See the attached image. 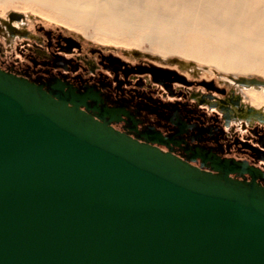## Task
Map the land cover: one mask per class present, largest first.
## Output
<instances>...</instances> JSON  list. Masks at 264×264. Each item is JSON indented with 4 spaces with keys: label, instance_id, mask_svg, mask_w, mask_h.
<instances>
[{
    "label": "water",
    "instance_id": "water-1",
    "mask_svg": "<svg viewBox=\"0 0 264 264\" xmlns=\"http://www.w3.org/2000/svg\"><path fill=\"white\" fill-rule=\"evenodd\" d=\"M82 105L0 67V264H264L262 183Z\"/></svg>",
    "mask_w": 264,
    "mask_h": 264
},
{
    "label": "flooded vegetation",
    "instance_id": "flooded-vegetation-1",
    "mask_svg": "<svg viewBox=\"0 0 264 264\" xmlns=\"http://www.w3.org/2000/svg\"><path fill=\"white\" fill-rule=\"evenodd\" d=\"M0 67L74 96L84 109L140 141L203 169L254 177L264 185V125L233 122L241 100L213 80L193 81L172 69L130 63L45 28L16 43L13 56L0 39ZM243 114L255 116L248 108Z\"/></svg>",
    "mask_w": 264,
    "mask_h": 264
},
{
    "label": "bare ground",
    "instance_id": "bare-ground-1",
    "mask_svg": "<svg viewBox=\"0 0 264 264\" xmlns=\"http://www.w3.org/2000/svg\"><path fill=\"white\" fill-rule=\"evenodd\" d=\"M31 1L62 10V15L79 26L93 23L112 33L138 32L136 36L156 43L163 53L181 50L195 59L211 60L225 71L264 76V0H0V3L17 6ZM250 91L252 100L259 98L264 102V86Z\"/></svg>",
    "mask_w": 264,
    "mask_h": 264
},
{
    "label": "rangeland",
    "instance_id": "rangeland-1",
    "mask_svg": "<svg viewBox=\"0 0 264 264\" xmlns=\"http://www.w3.org/2000/svg\"><path fill=\"white\" fill-rule=\"evenodd\" d=\"M61 13L60 9L33 1L17 6L0 3V39L4 51L13 56L16 43H20L26 35L35 37L38 28L50 29L55 33L71 35L81 40L86 49L113 53L130 63H145L172 69L193 81L213 80L225 87L229 95L236 94L241 100L242 108H239L240 111L233 117V122L242 124L243 120L246 123L254 120L252 123L259 122L264 125V102L259 98L252 100L254 96L250 91L253 87L264 86V76L261 74L247 75L232 70L225 71L211 60L195 59L181 50L173 49L172 52L163 53L156 43L136 36L138 32L133 35L112 33L99 29L93 23L79 26L73 19ZM246 108L253 110L255 116L252 119L243 117Z\"/></svg>",
    "mask_w": 264,
    "mask_h": 264
}]
</instances>
